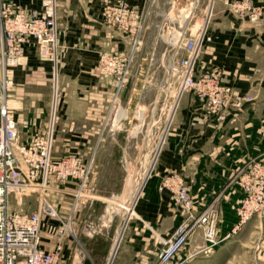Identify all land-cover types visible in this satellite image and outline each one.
I'll return each instance as SVG.
<instances>
[{
	"label": "crops",
	"instance_id": "obj_1",
	"mask_svg": "<svg viewBox=\"0 0 264 264\" xmlns=\"http://www.w3.org/2000/svg\"><path fill=\"white\" fill-rule=\"evenodd\" d=\"M8 1L17 8L33 9L44 7L50 0ZM128 1L137 9L146 10L145 27L136 44L137 49L143 41L145 49L138 48L141 50H137L139 53L136 52L132 59V75L121 93L122 119L116 122L115 127L112 121L115 114H112L110 125L104 128L103 121H109L107 114L103 118L102 110L104 105L111 106L114 79L96 69L97 61L103 51L118 55L129 53L131 41L127 35L102 21V0H57L60 101L65 106L61 120L63 127H71L73 120L79 125L76 131L68 132L67 135L76 138L74 141L80 153L91 150L88 145L90 137H100L97 145L98 160L89 178L97 197H105L99 193L98 184L107 174L112 177L109 166L116 161L113 154H122L131 137H135L141 130L143 134L137 149H127L124 153L127 175L123 197L115 195L109 199L115 200L110 202L112 215L114 204H119L117 200L126 194L133 198L128 205L125 204L126 217L117 237L112 238L105 224L94 227L87 224L86 215L89 210H94V201L89 202L88 206L84 205L78 216L75 214L73 230H62L59 216L41 215L40 244L51 250L61 242L64 264H72L73 260L82 261V264H106L113 245H120L128 218L136 212L139 217L131 221L114 264H153L159 248L154 230L163 237L168 236L183 219L170 192L159 189L162 176L170 171L180 172L184 176L196 202L208 203L220 193L223 223L219 232L224 234L237 220L233 203L241 197L240 191L231 182L232 175L250 159L261 155L264 157V16L257 21L237 18L227 11L224 0H215L213 16L207 24L205 39L198 54L196 73H218L226 84L241 92L251 93L255 98L244 102L239 109L228 108L209 114L201 108L194 94L183 93L171 126L165 128L156 155L147 167L149 169L154 161L153 172L151 169L134 197L132 191L139 187L144 177L146 156L152 147L154 133L161 123L165 120L167 122V103L170 100L168 74L162 82L166 96L160 108L159 100L148 108L142 94L152 85L144 75L166 67V54L162 52L158 57L156 42L157 38L165 40L164 14L167 8L172 7L173 1ZM255 1L264 6V0ZM175 35L176 31L171 29L165 37L173 42ZM149 46L154 48L149 51ZM39 49L34 41H29L24 51L26 61L13 69L15 82L9 100L19 132L27 139L36 129L45 128L49 103L45 95L48 94L55 62L51 56H42ZM53 105L56 107V101ZM133 121L137 124L132 129L129 126ZM120 123L123 128L119 127ZM64 151L67 149L64 148ZM68 195L60 206L64 215H70L72 211V197ZM127 199H130L129 196ZM201 206L196 203L195 207L198 210ZM111 255L112 251L110 259Z\"/></svg>",
	"mask_w": 264,
	"mask_h": 264
},
{
	"label": "built area",
	"instance_id": "obj_2",
	"mask_svg": "<svg viewBox=\"0 0 264 264\" xmlns=\"http://www.w3.org/2000/svg\"><path fill=\"white\" fill-rule=\"evenodd\" d=\"M234 5L247 9L253 3L236 0ZM47 6L49 9L46 11L17 8L10 1L0 0V264H62L61 242L51 250L40 244L41 215H57L54 206L43 195L44 190L58 191L52 184H73V188L66 187L64 190L72 196L70 217L80 203L85 204L97 197L95 187L89 182L91 160L76 155L54 156V119L46 131L36 132L24 143L20 141L17 120L8 106V90L14 83L10 75L13 67L10 66L21 63L19 58L24 56L25 45L34 41L41 50L52 49L57 55L59 30L56 0H50ZM140 14L141 11L128 0H102V21L111 28L129 34L136 44L144 26ZM202 41L200 37L189 52L188 60L181 70L178 94L194 90L203 101L207 113L241 104L243 98H232L230 88L216 85L210 76L195 78L194 65ZM100 56L96 69L115 73L122 87L127 81L131 58L120 60L110 52H102ZM193 56L195 58L190 64ZM70 128L74 129L75 125L72 124ZM237 171L235 177L238 176L237 182L243 196L237 206L239 218L235 227L254 215L264 218V162L253 159ZM189 186L188 181L177 171H170L161 178L159 189L169 191L173 203L186 216L169 236L161 237L156 264H189L195 253L188 254L184 248L197 231H201L207 247H213L218 242L220 214L215 203L218 197L198 211ZM17 188L40 192V204L36 211L10 208V194ZM63 223L62 230H66L69 225ZM68 229L73 230V227ZM72 264H82V261L73 260ZM107 264H114V258H109Z\"/></svg>",
	"mask_w": 264,
	"mask_h": 264
},
{
	"label": "rangeland",
	"instance_id": "obj_3",
	"mask_svg": "<svg viewBox=\"0 0 264 264\" xmlns=\"http://www.w3.org/2000/svg\"><path fill=\"white\" fill-rule=\"evenodd\" d=\"M172 1H173L172 7L167 8V10H165V14H164L165 21L163 23L164 24L163 38L166 41L161 40V38L160 39L157 38V42H156V50H159L158 57H159V55L160 56L162 55V52H164V54H166V58H165V66L166 67H160V70H156L155 72L147 73L144 75V77L146 76L145 78H148V80L150 79L149 82L152 85L150 87L146 88L142 94V97L145 98L144 101L148 103L147 104L148 108L150 106L155 105L157 100H159V108H160L162 106V104L165 102L164 99L166 96V91H164L162 88V82L164 81L165 76L168 74L169 78H167V85L170 87V100H169V103H167V105H168L167 122L165 120L163 123H161L154 133L155 136H154V140L152 142V147L150 149L149 154L146 156V163H145L146 168L143 172L144 177H143L142 181L140 182L139 187L135 188V190L132 191L134 197H136L137 192L139 193V191H140L139 189H141L143 184L145 183L144 180H146V178H148L149 173H150L151 169L153 168V162L154 161L152 162V166H150L149 169L147 167L149 166V163L151 162L153 157H155V155H156L157 145L161 139L162 134L165 132V128L168 129V127L171 126L170 121L168 119H169V116L172 112L173 107L176 104L177 97L180 98V96L183 93H185V92H183L181 95L178 94V90H179V86H180V80H181V74H182L181 70L183 69L184 64L188 60L189 52L192 51V49L195 47L199 38L203 36L202 37L203 40L205 39L204 36H205V32L207 30L206 29L207 24H209V22L211 21L212 16H213V11H214L215 0H172ZM235 1L236 0H224V3L227 6L226 7L227 11L234 14L237 18L247 19V20H251V21H257L264 16V6L256 3L255 0H242V1H249V2L253 3V5L250 7H247V9L246 8H236L234 5ZM192 4H194V8L189 13L188 17L186 18V20L183 24L180 23L178 20L171 21L169 19L170 17L173 19L174 15L178 19L180 17L181 13L183 11H185L188 7L192 6ZM33 9H40V10L44 9V11H46L49 9V7L47 6V4H45L44 7H42V8H33ZM140 11H141L140 21H141V23L143 22L145 25L146 18H147L146 10H140ZM171 11L174 13V15H172V14L169 15V13ZM56 14H57V0H56ZM168 15H169V18H168ZM101 18H102V9H101ZM57 22H58V16H57ZM205 22H207L206 27H205ZM144 27L145 26H143V28ZM169 27H171V28H169ZM58 28H59V24H58ZM143 28H142V32H143ZM112 29H114V28H112ZM171 29L176 31L179 35L178 37H176L175 42H170L165 37L168 30H171ZM114 30H117V31L127 35L131 41V45H130L131 49H130L129 53H127L125 55H118V54L111 52V51H103V52L113 53V55L115 57H117V59H120V60H122V59H129L130 60V58H131V61L129 64L130 69H129V73L127 75L128 76L127 81H125L126 83L124 82L125 84L122 87H121L119 80L117 78V75L115 73L100 71L104 74L112 76V78L114 79V91H113V95L111 96V99H110L111 106H108V104L106 106L104 105L103 110H102V114H103V118L107 114L108 121L110 119V116L112 114H115L114 120H112V121L114 122V124H116L114 126L117 127L116 122L122 119L121 111H120L121 93L123 92L124 88L126 87L127 83L130 80V77L132 75L131 63H132L133 56L135 55L136 52L139 53L138 52L139 50H141V49L144 50L145 46L143 45L144 42L142 41V43L138 47L141 49H138V48L136 49V43L133 42V39H132V37H130L129 34L123 32V31H120L118 29H114ZM58 33H59V31H58ZM59 34H58V36H59ZM59 45L60 44H59V38H58L57 55H54L52 49H48V50L44 51V50H41L40 46H38L40 48L39 51H40L42 56H51L52 60L55 61L54 66H53V70H52V74H51L50 87L48 89V94L45 95L46 99L49 101L48 106H47L46 123H45L44 129H41V130L36 129L34 131V133L28 139H27V137L23 138L21 136V133L19 132L20 141H22L24 143L28 142L33 136H35L34 134L36 132L38 133V132L46 131L51 120H52V118H53L54 123H55L54 140H53V154H54V156L55 157H61L64 155L82 156V157L86 158L87 160L88 159L91 160L92 170H93V166L95 165V162L98 160L97 159L98 158L97 157V153H98L97 152V145H99L98 139H100V137H97V138L96 137H90L89 138L90 141H89L88 145L91 146V148H90L91 150L88 149L87 152L80 153V152H78L77 143H76V141H74V139H76V138H74V137L70 138V136L67 135L68 132L76 131L79 125L77 124L76 121L73 120L72 123L75 125L74 129L70 128L69 126L63 127V122L61 120V112L63 111L65 106H63L61 101H60L61 100L60 95L62 93H61V88L59 85V71H60V67H59V48H60V46ZM152 48H154V47L149 46V51L152 50ZM200 49H201V46H200ZM200 49H199V52H200ZM199 52H198V54H199ZM56 57H57V59H56ZM100 57L101 56L99 55L98 61H99ZM156 57H157V55H156ZM197 58H198V56L196 57V62H197ZM19 61H21V63H19L18 65L16 64V65L10 66V67H13V68H11V72H10V75H12L13 79H14L13 69L17 66H20L21 64H23V62L26 61L25 53H24L23 57L21 56V58H19ZM98 61H97V64H98ZM1 62L2 61H1V57H0V76L2 74L1 73ZM196 62L194 65V76H195V78H198V77H201L204 75H208V76H210V78L212 80L215 81L216 85L221 86V87H225V88H230V90H231L230 96L232 98H238L239 97L237 100L243 98L241 101V104L230 105L227 108H224L222 110L220 109L219 111H215V112H211V113L221 112V111H224L228 108L239 109V108H241V106L244 102L254 100V98H255L254 95H252L251 93H248V92H241V91L237 90L234 86L226 84L223 81L222 76L218 73L206 71V72H203V73L198 75L196 73V70H195ZM170 63L172 65L171 66L172 68H171V71H168ZM14 82H15V80H14ZM56 83L58 85H57V93L55 95ZM13 85H14V83L9 87L8 97H7L8 106H9L11 112L14 109L11 106V101L9 99H10V93H11V89H12ZM186 92H191L192 94H194V96L200 101L201 108L206 113V108L202 104L203 101L197 97L196 92L194 90H190V91H186ZM55 101H56V107H54V105H53ZM178 102H179V100H178ZM177 107H178V105H177ZM177 107H176V110H177ZM110 108L111 109L113 108L114 110H111ZM12 114H13V112H12ZM117 114H118V116H117ZM13 116H14V114H13ZM103 122H104L103 127L104 128L108 127V124L110 123V121L108 123H107V121H103ZM136 124L137 123L135 121H133L132 125L129 127L133 129ZM119 127L123 128L124 126H123V124L120 123ZM18 130H19V126H18ZM142 137H143V134H142V130H141V132H138L135 137H131L129 139V142L124 147L125 150L123 149L122 154H119L118 152H115L113 154L116 157V159H114L116 161H115V163H113L109 166V173L112 174V177L111 176L108 177V174H107V176L103 178L101 183L98 184L99 193L101 194V196H105V197L101 198L100 196H98V197H94L93 199H91L90 201H88L85 204L80 203V206L74 212L72 217H70V215H68V214L64 215L61 212L60 206L62 205L63 200H65L66 197L69 196L68 193L65 192L64 190L66 189V187L73 188V184H70V183L66 184L63 182L54 183L52 185L55 188H57L58 191H56V190L55 191L44 190V192H43L44 197L46 199H48L49 202H51V204L54 206L56 213H57V215H51V216H56V217L59 216L60 217L61 227L64 224L63 222H66L69 225V227L72 228L74 226L75 214L78 216L80 209L84 205L88 206L89 202L91 203V201H94L93 202L94 207H95L94 210H92V211L87 210L88 211L87 215H86L87 224H89V225L91 224V225H93V227L98 225V224H105L106 226H108V229L110 231L112 238L117 237L120 229L122 228V226L124 224L125 217H126L125 216L126 215V209L124 208L125 204L128 205L133 198L130 197L129 194H126L124 198L117 200V202L119 204L118 205L114 204L115 209H114V213L112 215L110 214L112 211V206H110V205H111L113 199H111V200H109V199L115 195L123 197L125 179H126V175H127L126 158H125L124 153L127 149H131V150L137 149L136 147L142 142ZM64 148H66L67 151H64ZM253 159L262 160L264 162L263 155L254 157L250 160L252 161ZM249 162L250 161L246 162L245 164H247ZM120 164H123V166L121 167ZM245 164H243V165H245ZM242 166H240V167H242ZM120 167H121V169H120ZM153 169L151 172H153ZM237 170L234 172V174L231 177V180H232L231 182H233L235 184V186L237 187V189L241 193V197L233 203V209H234L235 214L237 216V220L233 224V226L224 234H221L219 232L220 226L223 223V217H222L221 206H220V203H221L220 193L216 194L208 203L204 202V201L196 202L193 198L195 206H196V203L199 206H201L203 204L200 207V209L202 210L207 206V204H210L214 198L218 197V200H216L215 203H216V206L219 210L220 220H219V223L217 226V241L218 242L215 246H213V247H207L206 246L205 239H204L201 231H197L196 234L189 240L188 244L185 246L184 249L186 250V253H188V254L195 253L194 258L192 260H190L189 264H264V218L261 216H258V215H254L253 217H251V219L246 220L245 222L239 224L238 227H235V225L237 224L238 218H239L238 213H237V206H238V203L243 196V193H242V191L239 187V184L237 182L238 176L235 177L236 173L238 172ZM110 178H113V179H110ZM189 188H190V186H189ZM20 189L17 188L16 190L14 189L11 192L10 200H9L10 208L12 210H16V211H19V210H23V211H27V212L36 211L39 204H40V199H41L40 198V196H41L40 192L33 190V189H30V188L21 189V190ZM94 192L97 195L96 190ZM128 196L130 199H127ZM113 201H115V200H113ZM71 203H72V200H71ZM106 206H107V209L105 210ZM177 208H178V210H180V212L183 215L182 221L178 224V225H180L184 221L186 214L182 211V209L178 205H177ZM85 209H86V207H85ZM200 209H198V211ZM104 210H105V214H104ZM98 217H100V219H98ZM138 217H139V215L136 212L133 216L128 218L127 226H126V229L124 230V234H123L122 240L120 242V245L117 248V252L115 254L114 261L116 260L117 254L120 251V246H121L122 242L124 241V239L127 235V232L130 229L131 221L134 219L135 220L138 219ZM69 227H67V229ZM154 231L156 232V234L154 232V234H155L154 237H155V240L157 241L156 244L160 248L161 237H163V236L161 234H159V232H157L156 230H154ZM115 234H116V236H115ZM164 237H167V236H164ZM159 248H158V251H159ZM111 251H112V248H111L110 252ZM110 254L111 253H109L108 259L110 258ZM61 257H62V253H61ZM108 259H107V261H108ZM156 261H157V257L155 260H153L152 263L156 264ZM62 264H64V263L62 262ZM106 264H107V262H106Z\"/></svg>",
	"mask_w": 264,
	"mask_h": 264
},
{
	"label": "bare ground",
	"instance_id": "obj_4",
	"mask_svg": "<svg viewBox=\"0 0 264 264\" xmlns=\"http://www.w3.org/2000/svg\"><path fill=\"white\" fill-rule=\"evenodd\" d=\"M174 7V6H173ZM193 8H194V4H192V6H190V7H188L185 11H183L182 13H181V15H180V17L178 18V20H179V22L180 23H184L185 22V20H186V18L188 17V15H189V13L193 10ZM173 10V9H172ZM174 11V10H173ZM179 12V11H178ZM172 15H174V13L172 12ZM209 16V15H208ZM175 19H177L176 17H175V15L173 16ZM207 20V19H206ZM206 24H207V22H205V27H206ZM204 27V28H205ZM205 31V30H204ZM200 32V31H199ZM179 35H178V33L176 32V35H175V37L173 38V42H175V40H176V37H178ZM203 37V36H202ZM201 41V40H200ZM199 41V42H200ZM197 49H198V47L196 48V51H197ZM194 56L191 58V62H190V64L193 62V60H194ZM172 65H171V63L169 64V69H168V71H171V67ZM178 100H179V97H177V100H176V104H175V106L173 107V109H172V112H171V114H170V116H169V121H170V124H171V122H172V119H173V116H174V114H175V110H176V107H177V105H178ZM111 122V121H110ZM116 122V121H115ZM116 125V124H115ZM109 213V212H108ZM111 214V213H110ZM109 214V215H110ZM118 243H116L115 245H113V250H112V255H111V259H112V257L115 255V253L117 252V248H118Z\"/></svg>",
	"mask_w": 264,
	"mask_h": 264
}]
</instances>
